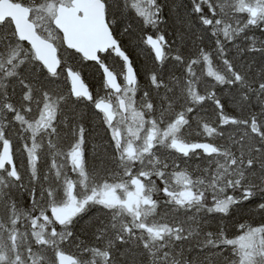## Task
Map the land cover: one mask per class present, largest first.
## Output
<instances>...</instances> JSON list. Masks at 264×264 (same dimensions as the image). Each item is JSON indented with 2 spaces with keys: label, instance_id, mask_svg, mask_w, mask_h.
Segmentation results:
<instances>
[{
  "label": "snow or ice",
  "instance_id": "snow-or-ice-1",
  "mask_svg": "<svg viewBox=\"0 0 264 264\" xmlns=\"http://www.w3.org/2000/svg\"><path fill=\"white\" fill-rule=\"evenodd\" d=\"M0 264H264V0H0Z\"/></svg>",
  "mask_w": 264,
  "mask_h": 264
},
{
  "label": "trees",
  "instance_id": "trees-1",
  "mask_svg": "<svg viewBox=\"0 0 264 264\" xmlns=\"http://www.w3.org/2000/svg\"><path fill=\"white\" fill-rule=\"evenodd\" d=\"M256 36H257L258 39L262 38L261 34L258 31L256 32ZM125 44H127V41H125ZM143 47H144L143 45H138V46H135L133 48H130V51H131V54H132V57H133L134 60L137 61V56L136 55L144 57V59L142 61L139 60V58H138V61L141 62V64H145V63L149 62V60L147 59L148 58V51L147 50H142ZM84 75H85V78L88 81V83L90 85H92L93 87H95V85L97 84L98 81L96 79L92 78L91 70H89L88 72H85ZM142 79H143V77H142Z\"/></svg>",
  "mask_w": 264,
  "mask_h": 264
},
{
  "label": "rangeland",
  "instance_id": "rangeland-1",
  "mask_svg": "<svg viewBox=\"0 0 264 264\" xmlns=\"http://www.w3.org/2000/svg\"><path fill=\"white\" fill-rule=\"evenodd\" d=\"M132 48H133V47H132ZM135 54H136V53H135ZM136 56H137V64L140 65L141 62L138 61V58H139V60L142 61V60L144 59V57H142V56H138V55H136ZM140 58H141V59H140Z\"/></svg>",
  "mask_w": 264,
  "mask_h": 264
}]
</instances>
